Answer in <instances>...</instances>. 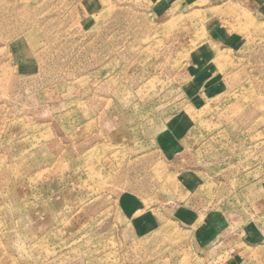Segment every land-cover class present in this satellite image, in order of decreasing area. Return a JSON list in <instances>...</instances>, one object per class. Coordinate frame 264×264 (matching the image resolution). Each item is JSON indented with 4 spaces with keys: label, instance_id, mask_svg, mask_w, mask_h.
Instances as JSON below:
<instances>
[{
    "label": "rangeland",
    "instance_id": "rangeland-1",
    "mask_svg": "<svg viewBox=\"0 0 264 264\" xmlns=\"http://www.w3.org/2000/svg\"><path fill=\"white\" fill-rule=\"evenodd\" d=\"M0 264H264V0H0Z\"/></svg>",
    "mask_w": 264,
    "mask_h": 264
}]
</instances>
